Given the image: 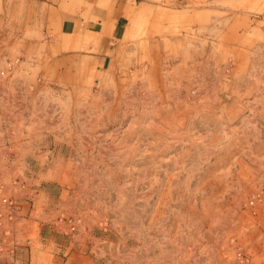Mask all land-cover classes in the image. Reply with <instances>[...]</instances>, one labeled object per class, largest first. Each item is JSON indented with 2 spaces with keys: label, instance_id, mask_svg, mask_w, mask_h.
<instances>
[{
  "label": "rangeland",
  "instance_id": "374dc122",
  "mask_svg": "<svg viewBox=\"0 0 264 264\" xmlns=\"http://www.w3.org/2000/svg\"><path fill=\"white\" fill-rule=\"evenodd\" d=\"M163 6L79 71L52 13L0 0V264L79 232L90 263L264 264V0Z\"/></svg>",
  "mask_w": 264,
  "mask_h": 264
},
{
  "label": "crops",
  "instance_id": "0c3cea01",
  "mask_svg": "<svg viewBox=\"0 0 264 264\" xmlns=\"http://www.w3.org/2000/svg\"><path fill=\"white\" fill-rule=\"evenodd\" d=\"M32 4L42 7L52 13L47 18L52 17L54 27L56 28L55 36L61 37L64 40L56 50L52 64L58 66L66 65V58H78L79 71L88 68H102L107 59L103 53L115 49L119 41L126 40L130 35V41L134 40V35L142 32L143 29L162 21L157 20L155 14L165 8L170 2H180L183 0H28ZM185 1V0H184ZM49 14V13H48ZM164 22V21H163ZM49 28V27H48ZM50 31V29H47ZM60 41V38L58 39ZM116 44V45H115ZM51 51V50H49ZM60 53V54H59ZM72 67L71 64H68ZM22 202H26L25 200ZM18 207H21L19 209ZM16 214L23 218L25 207L18 206ZM33 211V209H32ZM30 222L34 223V216L30 217ZM32 227V228H31ZM33 226L24 229L25 234L32 231ZM32 239L23 241L19 240L17 248L16 263L21 264L25 256L29 253L32 257V246H22ZM86 238L83 234L74 233L69 238L65 239L61 247H58V252L49 253L48 261L51 258L54 264L55 260L62 259L61 264H98L96 258L90 263V255L84 251ZM62 250V257L59 253ZM28 258V256H27ZM32 259V258H31ZM45 264H53L45 263Z\"/></svg>",
  "mask_w": 264,
  "mask_h": 264
}]
</instances>
